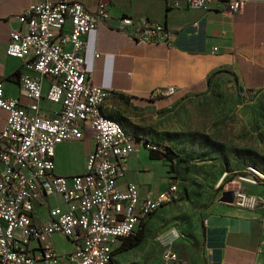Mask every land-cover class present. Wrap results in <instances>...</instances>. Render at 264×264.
<instances>
[{"label":"built area","instance_id":"obj_1","mask_svg":"<svg viewBox=\"0 0 264 264\" xmlns=\"http://www.w3.org/2000/svg\"><path fill=\"white\" fill-rule=\"evenodd\" d=\"M245 0H172L173 7L209 8L233 13ZM107 17L106 5L93 10L77 0H41L17 16L26 26L10 32L6 54L21 61L18 81L29 102L7 96L0 80V109L6 112L0 125V264H35L29 245L37 244L43 264H110L114 245L136 232L159 207L154 200L163 194L178 198L180 188L169 180L155 195H141L138 184L120 188L122 165L136 144L117 134L114 124L103 122L92 110L99 87L85 76V35ZM115 29L135 42H167L163 23L129 16L118 19ZM96 56L98 54H95ZM47 81L46 90L43 82ZM174 86L152 91L156 98L172 96ZM42 99L57 106L43 113ZM93 132V149L85 171L73 175L55 172L54 149L63 141L81 139L84 129ZM147 147L152 148L148 143ZM232 203L255 209L257 193L229 189ZM61 196L67 209L35 222L38 197ZM61 234L73 247L57 252L46 238ZM178 232L172 228L159 237L161 264H186L172 247Z\"/></svg>","mask_w":264,"mask_h":264},{"label":"crops","instance_id":"obj_2","mask_svg":"<svg viewBox=\"0 0 264 264\" xmlns=\"http://www.w3.org/2000/svg\"><path fill=\"white\" fill-rule=\"evenodd\" d=\"M38 1L41 0H0V80L4 93L18 98L23 105L29 100L19 86L21 61L6 54V45L12 30L26 28L17 16ZM77 1L89 10L99 2L106 5L107 17L85 35L83 56L85 76L109 92L105 107L110 115L125 114L134 107L168 106L172 100L205 92L217 77H226L237 88L242 86L248 91L264 88V0H245L241 10L233 13L213 9V5L197 9L173 7L172 0ZM122 16L135 22L148 19L163 23L169 32L168 41L131 40L115 29ZM166 86L175 87L172 96L152 95L155 88ZM46 87L44 81L43 89ZM40 106L43 113L57 107L46 99L40 101ZM5 117L6 112L0 109V125ZM83 132L81 139L63 141L55 147L57 174L68 176L85 171L86 157L94 143L92 130ZM130 139L136 149L122 165V175L117 179L120 188L134 182L141 195L153 196L169 180L175 181L161 158L150 157L149 149L155 148L147 147L140 136ZM180 194L181 189L174 201L171 194L160 197L164 196L165 201L146 219L145 236L131 249L143 248L145 253L161 249L159 237L174 228L178 237L172 247L186 264H264L263 200L259 207L246 209L218 198L206 206L201 218L191 219L192 209ZM66 209L59 195L38 197L33 219L42 222ZM150 234L156 236L155 242L148 239ZM46 242L59 253L73 247L61 234L47 237ZM121 242L115 243L114 250ZM29 248L35 264H43L37 244L31 243ZM120 253L114 254L110 264H116Z\"/></svg>","mask_w":264,"mask_h":264},{"label":"rangeland","instance_id":"obj_3","mask_svg":"<svg viewBox=\"0 0 264 264\" xmlns=\"http://www.w3.org/2000/svg\"><path fill=\"white\" fill-rule=\"evenodd\" d=\"M111 116L160 156L170 148L176 154L171 162L161 157L162 163L188 200L189 218H201L220 191L232 188L255 192L264 201V88L239 91L228 78L217 77L201 94ZM160 252V247L147 253L131 249L115 263L161 264Z\"/></svg>","mask_w":264,"mask_h":264},{"label":"bare ground","instance_id":"obj_4","mask_svg":"<svg viewBox=\"0 0 264 264\" xmlns=\"http://www.w3.org/2000/svg\"><path fill=\"white\" fill-rule=\"evenodd\" d=\"M108 95L109 92L103 88L97 89L96 93H94L93 101H92V110L94 112V115H97L98 118L101 119L103 122L114 124L115 128L117 129V134L121 136L123 139L132 142L130 136L126 134L123 125L116 119L110 117L109 113H107L105 102ZM165 195L169 196L170 194H165ZM164 201H165L164 196L163 198L154 200V207L160 208ZM156 210H158V208Z\"/></svg>","mask_w":264,"mask_h":264},{"label":"trees","instance_id":"obj_5","mask_svg":"<svg viewBox=\"0 0 264 264\" xmlns=\"http://www.w3.org/2000/svg\"><path fill=\"white\" fill-rule=\"evenodd\" d=\"M109 116L114 118L111 115H109ZM114 119H116V118H114ZM116 120L119 121L118 119H116ZM149 155H150V157L157 158V159L164 157L165 159L169 160L170 162L176 156V154L171 150V148H170V153L161 154L162 156L159 155V152H157V150L149 149ZM144 236H145V222L140 224L138 230L136 232H134L132 235L123 238L121 244L119 245L118 248H116L114 250L113 254L120 253L123 251H127V250L137 246L143 240Z\"/></svg>","mask_w":264,"mask_h":264},{"label":"water","instance_id":"obj_6","mask_svg":"<svg viewBox=\"0 0 264 264\" xmlns=\"http://www.w3.org/2000/svg\"><path fill=\"white\" fill-rule=\"evenodd\" d=\"M238 90L242 91V86H238ZM220 200L225 202H232V193L230 191H223Z\"/></svg>","mask_w":264,"mask_h":264}]
</instances>
